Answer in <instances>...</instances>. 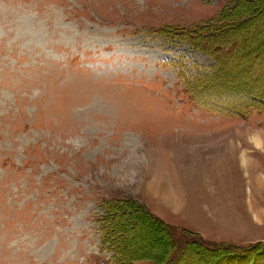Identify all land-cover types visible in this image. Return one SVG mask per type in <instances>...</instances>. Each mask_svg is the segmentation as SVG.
I'll list each match as a JSON object with an SVG mask.
<instances>
[{
	"label": "rangeland",
	"instance_id": "rangeland-1",
	"mask_svg": "<svg viewBox=\"0 0 264 264\" xmlns=\"http://www.w3.org/2000/svg\"><path fill=\"white\" fill-rule=\"evenodd\" d=\"M189 32L231 58L206 98L239 94L264 0H0V264H113L105 201L133 264H165L169 235L192 239L189 264L264 245V109L195 102L185 84L215 62Z\"/></svg>",
	"mask_w": 264,
	"mask_h": 264
},
{
	"label": "trees",
	"instance_id": "trees-1",
	"mask_svg": "<svg viewBox=\"0 0 264 264\" xmlns=\"http://www.w3.org/2000/svg\"><path fill=\"white\" fill-rule=\"evenodd\" d=\"M215 30L209 31L210 33H213V35L216 37V34L214 32ZM227 31H230L228 29ZM224 31V32H227ZM223 32V33H224ZM190 34L195 37L196 40L192 41ZM222 33H219V35ZM182 35L185 40H188V42L193 45L195 48H201L202 51L208 53L214 60L215 65L213 66V71L206 77V79H200L198 77H194V82L192 84H185L186 88L187 86L191 88V93L193 95V98L196 100V103L201 104V106H205L206 104L211 105L210 111L215 113H220L224 115H231V114H243L248 112L249 110H262L264 109V84L259 85L255 81L256 80H264V48H257L252 49L250 52L246 53L245 55L242 54L241 57L238 56L237 60L240 61V63L243 64V66L246 65V72L242 76V78H238L239 72L235 73L233 75L232 82L238 84L241 88H243V92H240L239 94H233L228 95L227 97L215 100L212 98V96L209 97L211 99H207V91L205 90V86L208 83H218V85H225L228 83L227 74L223 72L225 70V67H228L229 64H231V58L229 59L228 54L225 56L223 53L219 52V49H216L214 44V39L210 38V34L205 36L206 42H204V37H200L198 33L189 32V34ZM225 35V34H223ZM228 42V41H227ZM227 45V44H224ZM236 60V59H235ZM245 64V61H249ZM258 62L259 65H252V62L255 61ZM234 62V61H233ZM206 80V81H204ZM242 80V81H241ZM203 81V82H200ZM242 82L247 84H243ZM186 83V82H185ZM211 84V85H212ZM236 87V86H234ZM209 91V89H208ZM239 92V91H238ZM237 92V93H238ZM243 93V94H241ZM214 94V92H213ZM238 95L244 96L240 97ZM246 97V98H245ZM209 101L208 103H205L204 101ZM204 102V103H203ZM106 205L103 207V211L105 212V216L100 217V220L103 224V227L101 228L102 235H101V242L104 246H107V248L114 254L113 256V264H133V260L135 261L136 256L133 254H127L122 255L120 251L121 250V241L122 237L119 238L117 235V228L115 224V212L118 209L117 206L119 203H113L110 201H105ZM121 205V204H120ZM114 214V216H113ZM152 220L158 224L157 226L162 228L164 231L167 232V228L165 227L164 223L160 221L157 218H154L153 216ZM192 239L190 238H180L177 240H172L169 238L165 240V244L168 246V251L165 259L167 262L165 264H171L173 262H178V264H189L187 263V260L189 259V254H194L196 250L191 246ZM257 246V247H256ZM205 250L203 251H210L207 252L208 258L215 257L216 263L218 264L222 259L224 258H230L222 262V264H225L226 261L231 260V257L234 256L235 253H247L251 252L254 249L257 248V250H254L255 253L264 251V245H251V246H244L235 247L234 250L230 248V246L225 245H218L216 247H207L203 246ZM261 249V250H260ZM260 250V251H259ZM253 251V254H255ZM260 252V253H261ZM204 253V252H201ZM243 255V254H241ZM200 257V256H199ZM258 258V257H257ZM203 256L200 257L198 260L196 259L195 264H207L202 262ZM236 259H238L236 257ZM261 259V258H260ZM179 260V261H177ZM262 260V259H261ZM252 264H255V260L253 258ZM262 264H264L262 262Z\"/></svg>",
	"mask_w": 264,
	"mask_h": 264
},
{
	"label": "bare ground",
	"instance_id": "bare-ground-1",
	"mask_svg": "<svg viewBox=\"0 0 264 264\" xmlns=\"http://www.w3.org/2000/svg\"><path fill=\"white\" fill-rule=\"evenodd\" d=\"M255 141L258 142L257 140H255ZM257 145H258V144H257ZM257 145H256V146H257Z\"/></svg>",
	"mask_w": 264,
	"mask_h": 264
}]
</instances>
